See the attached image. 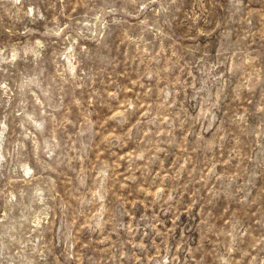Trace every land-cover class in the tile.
Wrapping results in <instances>:
<instances>
[{"label":"rangeland","instance_id":"obj_1","mask_svg":"<svg viewBox=\"0 0 264 264\" xmlns=\"http://www.w3.org/2000/svg\"><path fill=\"white\" fill-rule=\"evenodd\" d=\"M0 264H264V0H0Z\"/></svg>","mask_w":264,"mask_h":264}]
</instances>
